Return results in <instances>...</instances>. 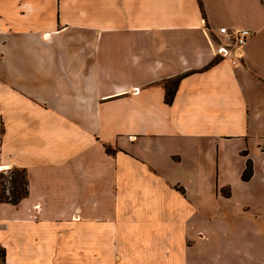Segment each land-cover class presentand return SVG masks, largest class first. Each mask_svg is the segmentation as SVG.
<instances>
[{
    "label": "crops",
    "instance_id": "1",
    "mask_svg": "<svg viewBox=\"0 0 264 264\" xmlns=\"http://www.w3.org/2000/svg\"><path fill=\"white\" fill-rule=\"evenodd\" d=\"M12 168L0 264H264V0H0Z\"/></svg>",
    "mask_w": 264,
    "mask_h": 264
},
{
    "label": "trees",
    "instance_id": "2",
    "mask_svg": "<svg viewBox=\"0 0 264 264\" xmlns=\"http://www.w3.org/2000/svg\"><path fill=\"white\" fill-rule=\"evenodd\" d=\"M179 77L167 80L164 83L165 89V102L170 103L173 99L174 93L176 91ZM106 150L110 152V148L106 147ZM252 168L250 160L246 163V168L243 171V179H248L251 176ZM1 181H0V201L10 202L16 204L27 195V178L26 171L24 168H12L6 173L1 172ZM0 257H4V249L0 247Z\"/></svg>",
    "mask_w": 264,
    "mask_h": 264
},
{
    "label": "built area",
    "instance_id": "3",
    "mask_svg": "<svg viewBox=\"0 0 264 264\" xmlns=\"http://www.w3.org/2000/svg\"><path fill=\"white\" fill-rule=\"evenodd\" d=\"M253 34L254 32L248 28L219 27L218 37L221 38L222 42L219 43L217 53L223 57L227 55H237V53H239V48L243 46ZM0 172L6 173V170Z\"/></svg>",
    "mask_w": 264,
    "mask_h": 264
},
{
    "label": "rangeland",
    "instance_id": "4",
    "mask_svg": "<svg viewBox=\"0 0 264 264\" xmlns=\"http://www.w3.org/2000/svg\"><path fill=\"white\" fill-rule=\"evenodd\" d=\"M8 171V170H7ZM0 178L2 179V177H1V172H0ZM0 262H1V257H0Z\"/></svg>",
    "mask_w": 264,
    "mask_h": 264
}]
</instances>
